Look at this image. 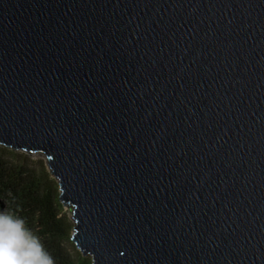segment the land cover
Returning <instances> with one entry per match:
<instances>
[{
  "label": "water",
  "instance_id": "95a60500",
  "mask_svg": "<svg viewBox=\"0 0 264 264\" xmlns=\"http://www.w3.org/2000/svg\"><path fill=\"white\" fill-rule=\"evenodd\" d=\"M0 146L92 264H264V0H0Z\"/></svg>",
  "mask_w": 264,
  "mask_h": 264
},
{
  "label": "trees",
  "instance_id": "16d2710c",
  "mask_svg": "<svg viewBox=\"0 0 264 264\" xmlns=\"http://www.w3.org/2000/svg\"><path fill=\"white\" fill-rule=\"evenodd\" d=\"M7 149L0 146V212L4 205L6 212L23 219L55 264H92L67 250L73 226L61 216L63 205L49 176L35 172L25 158Z\"/></svg>",
  "mask_w": 264,
  "mask_h": 264
},
{
  "label": "clouds",
  "instance_id": "9594fccd",
  "mask_svg": "<svg viewBox=\"0 0 264 264\" xmlns=\"http://www.w3.org/2000/svg\"><path fill=\"white\" fill-rule=\"evenodd\" d=\"M0 264H55V261L23 219L0 212Z\"/></svg>",
  "mask_w": 264,
  "mask_h": 264
},
{
  "label": "rangeland",
  "instance_id": "374dc122",
  "mask_svg": "<svg viewBox=\"0 0 264 264\" xmlns=\"http://www.w3.org/2000/svg\"><path fill=\"white\" fill-rule=\"evenodd\" d=\"M3 147V146H1ZM10 151V149H7ZM12 151V150H11ZM15 154L19 155L20 158H25V162L32 168V170H34L37 173H44L46 175L49 176L50 180L52 181V186L53 188L58 190V194H59V187H58V182L56 179H54L52 177V175L50 174V171L47 167V161L46 158L43 154L41 153H37V154H33L30 156V154L24 153V152H16V151H12ZM5 206L3 205L2 207V212H6V209L4 208ZM72 208H65L63 206L62 208V212H61V216L63 218V220H65L66 224H69L71 226H74V221H73V214H72ZM72 234V232H70V235ZM67 250L73 255H81L80 251L75 247V245L73 244V242L70 240L68 242L67 245ZM88 259L91 260L90 256L86 257Z\"/></svg>",
  "mask_w": 264,
  "mask_h": 264
}]
</instances>
